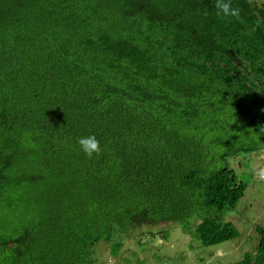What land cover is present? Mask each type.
I'll list each match as a JSON object with an SVG mask.
<instances>
[{
	"label": "trees",
	"instance_id": "1",
	"mask_svg": "<svg viewBox=\"0 0 264 264\" xmlns=\"http://www.w3.org/2000/svg\"><path fill=\"white\" fill-rule=\"evenodd\" d=\"M214 3L0 0V190L45 187L57 222L0 243L11 264H98L99 243L157 223L238 236L221 216L246 185L226 160L264 147V2L232 0L229 20ZM259 235L233 264H264Z\"/></svg>",
	"mask_w": 264,
	"mask_h": 264
},
{
	"label": "rangeland",
	"instance_id": "2",
	"mask_svg": "<svg viewBox=\"0 0 264 264\" xmlns=\"http://www.w3.org/2000/svg\"><path fill=\"white\" fill-rule=\"evenodd\" d=\"M226 161L237 180L246 185L235 209L221 216L222 221L230 222L236 228V238L217 245L203 246L197 238L195 222L189 227L186 223H157L131 232L129 237L122 240L120 249L111 244L99 243L96 246L98 264H233L241 261L247 254L253 257L258 245L259 231L264 229V147L258 151L229 156ZM44 189L42 187V192L39 193V190L25 187L24 183L2 187L0 243L17 238L26 230L37 235L39 224L47 234L56 226V220L49 214L51 199H47L46 195L42 197V193L45 194ZM61 204L63 206V200ZM59 223L63 227L68 226L65 221ZM161 231H165L164 237L159 235ZM150 233H155L154 238H150ZM53 234L48 237L52 239L51 244L58 246L65 242ZM4 248L0 245V263L11 264L10 260L14 259L15 254L13 251H5ZM44 262L47 263L45 258L41 264Z\"/></svg>",
	"mask_w": 264,
	"mask_h": 264
},
{
	"label": "clouds",
	"instance_id": "3",
	"mask_svg": "<svg viewBox=\"0 0 264 264\" xmlns=\"http://www.w3.org/2000/svg\"><path fill=\"white\" fill-rule=\"evenodd\" d=\"M214 8L215 15L221 20L238 19L240 17V9L233 6L232 0H215ZM205 15H207V13H205ZM77 143L80 150L89 159L102 152L100 141L95 135L80 137Z\"/></svg>",
	"mask_w": 264,
	"mask_h": 264
}]
</instances>
